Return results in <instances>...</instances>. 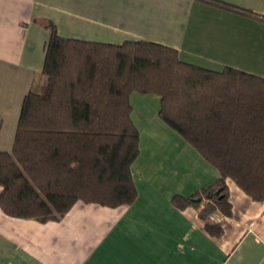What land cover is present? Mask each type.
<instances>
[{
	"label": "crops",
	"instance_id": "crops-1",
	"mask_svg": "<svg viewBox=\"0 0 264 264\" xmlns=\"http://www.w3.org/2000/svg\"><path fill=\"white\" fill-rule=\"evenodd\" d=\"M47 21L63 38L157 43L184 63L264 79V0H0V152L12 151L23 99L43 82ZM129 101L135 201H78L43 223L0 208V264H264V202L227 180L231 215L213 213L222 232L210 236L199 208L177 209L172 198L212 186L219 172L161 120L157 95Z\"/></svg>",
	"mask_w": 264,
	"mask_h": 264
},
{
	"label": "trees",
	"instance_id": "trees-1",
	"mask_svg": "<svg viewBox=\"0 0 264 264\" xmlns=\"http://www.w3.org/2000/svg\"><path fill=\"white\" fill-rule=\"evenodd\" d=\"M44 27L43 83L23 99L12 151L0 152L6 215L43 223L59 220L78 201L132 204L131 165L139 154L134 92L157 95L161 120L219 172L212 186L174 196L177 209L199 208L206 232L219 236L221 227L207 219L213 210L231 215L227 180L264 202L263 78L187 64L157 43L90 42L59 36L49 21Z\"/></svg>",
	"mask_w": 264,
	"mask_h": 264
},
{
	"label": "rangeland",
	"instance_id": "rangeland-1",
	"mask_svg": "<svg viewBox=\"0 0 264 264\" xmlns=\"http://www.w3.org/2000/svg\"><path fill=\"white\" fill-rule=\"evenodd\" d=\"M42 83H43V82H40V83H39V82L37 81V82H35V85H34V86H35V87H37V86H41ZM202 204H203L202 207L200 206L201 209H203V208L205 207V205L208 204V202L205 200ZM216 211H217V210H213V211L210 213L209 218H210V216H211L213 213H215ZM209 218L207 219L208 221H209ZM209 222H211V221H209Z\"/></svg>",
	"mask_w": 264,
	"mask_h": 264
},
{
	"label": "water",
	"instance_id": "water-1",
	"mask_svg": "<svg viewBox=\"0 0 264 264\" xmlns=\"http://www.w3.org/2000/svg\"><path fill=\"white\" fill-rule=\"evenodd\" d=\"M220 191H221V189H219V190L216 192V194L218 195V194L220 193ZM220 198H221V196H220ZM193 201L199 203V202L201 201V199H200V198H197V199H193Z\"/></svg>",
	"mask_w": 264,
	"mask_h": 264
}]
</instances>
